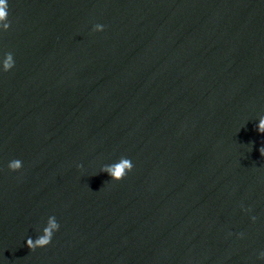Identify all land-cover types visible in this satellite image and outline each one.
<instances>
[{"label":"water","instance_id":"obj_1","mask_svg":"<svg viewBox=\"0 0 264 264\" xmlns=\"http://www.w3.org/2000/svg\"><path fill=\"white\" fill-rule=\"evenodd\" d=\"M8 6L0 264H264V0Z\"/></svg>","mask_w":264,"mask_h":264},{"label":"clouds","instance_id":"obj_2","mask_svg":"<svg viewBox=\"0 0 264 264\" xmlns=\"http://www.w3.org/2000/svg\"><path fill=\"white\" fill-rule=\"evenodd\" d=\"M8 0H0V28L7 31L10 27V22L8 20ZM102 25H95L94 31H102ZM14 67V59L11 53H5L2 61V70L8 72ZM257 131L264 134V117L259 119L257 125ZM259 152L261 156H264V146L260 147ZM22 167V162L20 160H13L9 163L8 168L11 171H18ZM133 168L131 161L127 158H120L119 162L111 165H106L101 168V172L107 173L112 180L120 181L125 175L130 172ZM255 219V217H253ZM59 229V224L57 223L55 217H49L47 221V226L43 228V234L35 239L29 237L27 239V247L31 250L36 248L45 247L50 244L54 232ZM260 259H264V252L260 253Z\"/></svg>","mask_w":264,"mask_h":264}]
</instances>
